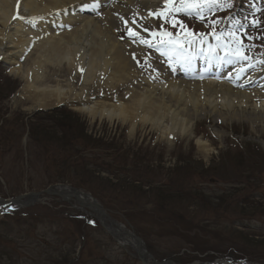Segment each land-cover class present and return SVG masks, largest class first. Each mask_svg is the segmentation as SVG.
<instances>
[{
	"label": "rangeland",
	"instance_id": "rangeland-1",
	"mask_svg": "<svg viewBox=\"0 0 264 264\" xmlns=\"http://www.w3.org/2000/svg\"><path fill=\"white\" fill-rule=\"evenodd\" d=\"M189 2L202 5L193 11L199 16L177 13L179 23L173 27L159 16L162 8L155 23L147 24L148 41L155 46L144 45L142 75L152 78L154 67L167 68L154 51L161 46V31L182 43L188 33L195 39L219 36L258 67L264 65V0ZM126 35L121 27L118 40L125 42ZM61 69L67 78L68 71ZM23 83L0 59V197L71 186L106 209V223L132 227L158 261L264 264V126L213 115L194 125L192 135H177L169 143L141 127L129 133L121 122H92L67 104L36 109ZM106 92L120 97L123 90ZM196 138L208 141L209 155L198 150ZM76 216L86 217L89 226ZM98 216L68 195H45L19 209L0 208V264H142Z\"/></svg>",
	"mask_w": 264,
	"mask_h": 264
},
{
	"label": "bare ground",
	"instance_id": "bare-ground-1",
	"mask_svg": "<svg viewBox=\"0 0 264 264\" xmlns=\"http://www.w3.org/2000/svg\"><path fill=\"white\" fill-rule=\"evenodd\" d=\"M166 3L168 0H0V59L24 80L21 89L34 108L67 104L92 122L106 119L128 125L129 133L141 127L172 143L177 135H192L194 125H202L203 117L213 115L230 123L264 126V65L258 67L243 56L236 58L223 42L216 40L217 45L210 40L202 45L203 52L213 54L204 58L206 63H201V54L187 52L200 51L198 40L185 44L182 55L163 45L159 55L163 52L169 57L176 74L159 67H154L152 78L140 73L139 60L145 53L141 38L148 40L147 24L155 23V13ZM20 9L27 17L20 16ZM85 10H93L89 14L97 11L100 17L89 16ZM121 27L138 35H129L121 43L117 37ZM23 59L26 64L20 63ZM62 67L68 71L67 78ZM120 87L122 96L109 97L106 90ZM196 139L198 150L209 155L208 141ZM108 227L122 238L129 236L126 227ZM122 240L135 245L128 238Z\"/></svg>",
	"mask_w": 264,
	"mask_h": 264
},
{
	"label": "snow or ice",
	"instance_id": "snow-or-ice-1",
	"mask_svg": "<svg viewBox=\"0 0 264 264\" xmlns=\"http://www.w3.org/2000/svg\"><path fill=\"white\" fill-rule=\"evenodd\" d=\"M168 2H171V0H168ZM208 2L215 3L216 0H208ZM200 7H202L201 4L195 3V2H189V0H180V3H179L178 7H176V6L168 7L167 3H166L167 13H165L162 10L161 13H159V16L163 17L166 20V22L172 23V26L175 27L177 25V23H179L174 18L177 13L188 12V11H190L192 9H196V8H200ZM170 17L172 18L171 20H169ZM121 19H123V18L121 17ZM181 26L183 27V25H181ZM129 35L130 36H137L138 34L133 32V31H131V30H129ZM229 35H231V33ZM159 36H160V39L157 41V43L158 44H162V45H170L171 46V51L175 52L177 55H182L183 54L184 43H187V44L191 45V44H193L195 42L194 39H191V37L193 36L192 33H188L183 38L184 43H182L179 38L173 39V34L170 33V32L161 31L159 33ZM165 37H167V39H165ZM200 37H201V43H202L203 42V34H200ZM216 38L218 40L220 39L219 36H217ZM141 41L143 43L147 44L149 47H154L155 46L154 44H152L148 40H144L143 38H141ZM165 54H168V53H165ZM233 54L238 55V56L241 55L239 49H237ZM242 58L247 59L246 56H244Z\"/></svg>",
	"mask_w": 264,
	"mask_h": 264
},
{
	"label": "water",
	"instance_id": "water-1",
	"mask_svg": "<svg viewBox=\"0 0 264 264\" xmlns=\"http://www.w3.org/2000/svg\"><path fill=\"white\" fill-rule=\"evenodd\" d=\"M44 192H46V193H51V192H54L52 189H47V190H45ZM42 194V192H37V193H31V194H29V195H27L29 198H32V197H38V196H40ZM75 195H77V192H75L74 193ZM22 198H23V196H19V197H17V198H14V200L12 199V200H4V199H0V204H5V205H7V204H11V203H15V202H19V201H21L22 200ZM89 207H91V208H96V206L95 205H92V204H89ZM98 210H100L102 213L101 214H103V209L101 208V207H99V209ZM130 235H131V237L132 238H134L136 241H137V246L136 247H134L135 248V250H136V253L138 254V256H139V258L138 259H140L141 261H142V263L143 264H150L149 262H148V258H151V259H153V261L156 263V264H176V263H174L173 261H170V260H168V261H164V262H156L155 260H154V257H153V255L152 254H150V253H148L146 250H145V246H144V243H143V240H142V238L141 237H139L138 235H136L133 231L132 232H130ZM148 257V258H147Z\"/></svg>",
	"mask_w": 264,
	"mask_h": 264
}]
</instances>
